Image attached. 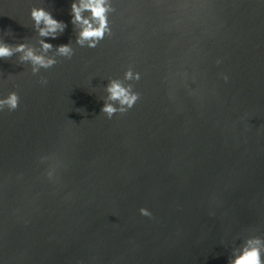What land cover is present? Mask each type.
Segmentation results:
<instances>
[{
	"label": "water",
	"instance_id": "obj_1",
	"mask_svg": "<svg viewBox=\"0 0 264 264\" xmlns=\"http://www.w3.org/2000/svg\"><path fill=\"white\" fill-rule=\"evenodd\" d=\"M72 2L0 0V39L56 61L0 58V264H230L264 238V0H108L94 47Z\"/></svg>",
	"mask_w": 264,
	"mask_h": 264
},
{
	"label": "clouds",
	"instance_id": "obj_2",
	"mask_svg": "<svg viewBox=\"0 0 264 264\" xmlns=\"http://www.w3.org/2000/svg\"><path fill=\"white\" fill-rule=\"evenodd\" d=\"M108 11V0H73L72 22L80 29L78 43L84 44L85 41H88L90 47L95 46V43L108 30ZM85 12L90 13V15L85 16ZM32 17L39 28L41 36L55 37L58 32H62L66 27L65 22L55 18L50 11L43 7L33 8ZM42 45L45 50L53 47L50 42L46 41L42 42ZM15 52H22V59L31 60L34 65L49 67L56 62L54 58H46L41 54H37L34 48L25 43L13 47L0 39V58L11 56ZM58 52L62 55H69L72 52L71 45H60ZM108 91L112 100H119L122 105L126 104L129 107L133 106L137 99L136 94L131 93L128 88L118 81L111 83ZM5 105L13 110L19 107L18 94L13 92L7 97L0 98V109ZM103 110L109 115L117 111L112 104H106ZM140 214L149 217L152 215L151 211L145 207L140 208ZM230 264H264V238L258 236L248 238L242 247L234 251Z\"/></svg>",
	"mask_w": 264,
	"mask_h": 264
}]
</instances>
